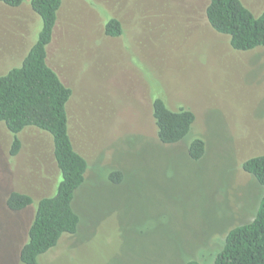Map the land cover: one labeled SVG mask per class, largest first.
I'll return each instance as SVG.
<instances>
[{"label":"rangeland","instance_id":"obj_1","mask_svg":"<svg viewBox=\"0 0 264 264\" xmlns=\"http://www.w3.org/2000/svg\"><path fill=\"white\" fill-rule=\"evenodd\" d=\"M30 1L0 3V75L36 41L40 20ZM241 1L257 16L264 12V0ZM209 3L64 1L48 63L73 90L70 134L90 168L73 202L79 231L43 264H213L228 233L253 221L264 187L242 166L264 155V48L234 51L209 25ZM110 18L120 20L122 36L106 35ZM157 98L196 115L178 144L158 139ZM196 138L206 142L200 161L189 157ZM21 139L11 156L12 137L0 123V264H22L37 204L58 184L50 137L29 128ZM112 170L124 173L122 185L108 179ZM13 191L34 205L10 211Z\"/></svg>","mask_w":264,"mask_h":264},{"label":"trees","instance_id":"obj_2","mask_svg":"<svg viewBox=\"0 0 264 264\" xmlns=\"http://www.w3.org/2000/svg\"><path fill=\"white\" fill-rule=\"evenodd\" d=\"M24 1L0 0V3L20 8ZM64 1H30V7L40 20L36 41L18 65L0 75V123L12 137L10 155L20 153L22 133L35 128L50 137L51 153L58 170L55 194L39 200L28 227L26 241L19 252L22 264H43L41 258L57 247L64 236L78 233L81 218L73 202L87 183L90 168L85 157L76 150L70 134L72 118L68 105L73 90L48 63V48ZM206 17L216 33L229 39L234 51L264 48V12L257 16L241 0H210ZM105 32L113 38L122 36V23L110 18ZM152 109L157 136L164 145L183 141L196 121L193 111L171 110L159 98L152 101ZM205 154L206 142L194 139L189 146V157L200 161ZM242 167L264 187V155L245 161ZM107 177L115 185L125 182L120 170H112ZM34 202L32 196L13 191L6 199V206L12 212H22ZM187 264L200 263L189 261ZM213 264H264V196L253 221L228 233L223 250Z\"/></svg>","mask_w":264,"mask_h":264}]
</instances>
